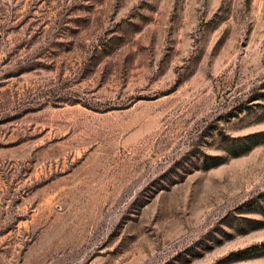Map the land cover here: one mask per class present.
Returning <instances> with one entry per match:
<instances>
[{
    "label": "rangeland",
    "instance_id": "rangeland-1",
    "mask_svg": "<svg viewBox=\"0 0 264 264\" xmlns=\"http://www.w3.org/2000/svg\"><path fill=\"white\" fill-rule=\"evenodd\" d=\"M0 264H264V0H0Z\"/></svg>",
    "mask_w": 264,
    "mask_h": 264
},
{
    "label": "trees",
    "instance_id": "trees-1",
    "mask_svg": "<svg viewBox=\"0 0 264 264\" xmlns=\"http://www.w3.org/2000/svg\"><path fill=\"white\" fill-rule=\"evenodd\" d=\"M253 144V143H252Z\"/></svg>",
    "mask_w": 264,
    "mask_h": 264
}]
</instances>
